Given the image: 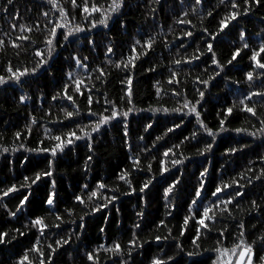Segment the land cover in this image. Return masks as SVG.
Here are the masks:
<instances>
[{
  "label": "snow or ice",
  "instance_id": "obj_1",
  "mask_svg": "<svg viewBox=\"0 0 264 264\" xmlns=\"http://www.w3.org/2000/svg\"><path fill=\"white\" fill-rule=\"evenodd\" d=\"M66 2L70 8H65L61 0H46L50 9L41 12V16L46 21L43 26L39 20L34 21L31 25L19 23L22 17L19 10L15 9L16 0H6V3L0 6V12L5 14V19L9 15L11 16V20L8 21V30L0 29V56H6L10 48L17 60L28 57L29 48L37 44V40L33 39L34 33L39 34L41 37L39 42L44 45L43 48L34 47L31 53V66L23 63L17 66L11 59L6 60L3 74H0V87L22 88L28 82V78L38 80L40 74L55 78L51 71L50 61L53 60L60 46V41L57 39L58 29L61 30L59 35L63 41L67 42L70 37L78 36V34L97 27L109 29L110 22L118 23L122 29L127 27L126 22L122 19L123 10L129 7L127 0H79V2L78 0H66ZM145 2L149 6L145 20L155 21L156 13L162 7V0H145ZM209 3L210 0H179V7L182 11L175 16L173 23L174 25H183L184 28L181 29V35L175 37V40H180L181 44L172 56V66L158 64L144 70L146 73H156L158 67L166 69L169 73L167 78L165 80L157 79L152 85L155 89V96L159 100L162 96L170 94L176 99L178 106L171 109L166 107L137 109L133 103L136 62L142 57L148 56L150 51H154V46L158 43L162 44L170 53L172 52L175 40L170 43L164 36V26L158 25L155 34L149 31L144 33L143 38L134 39L130 45L129 54H121V57L116 61L109 58L115 51L114 37H110L109 42L105 45V61L94 67L90 66L88 56L70 53L69 57L65 59L70 61L73 68L80 71H67L65 74L67 82L50 97L52 102L58 104L59 101H67V105H59L55 117L53 107L56 105L50 104L45 111L50 123L60 127L44 125L43 138L37 141L35 147H26L21 142L18 146L10 148L0 143V156H4L6 160L7 154H15L21 150L36 157L23 156L20 161L21 167L28 166L25 170L30 171L31 175H23L22 180L0 188V202H3L0 203V208L5 211V220L9 223L16 221L20 224V227L0 229V245H11L13 242H19L20 238H26L29 235L34 238L30 245L18 254L14 264H54L55 256L60 249L66 246L70 247L74 241L81 240L86 228V217L100 213L102 210L108 209L109 206L115 207L119 212L120 209L116 207V202L121 199V196L131 195H136L137 199L143 202V206L135 212L137 219L130 228V239L126 243L119 239L112 240L110 243H100L87 250L84 256L89 264H135V256L144 255L145 245L153 242L163 244L170 239L177 241L174 247L183 252V245L179 243V237H183L189 230L190 222L195 229L191 243L196 249H200L203 241L207 240L215 231L213 247L205 249V251L215 253L214 259L209 258L211 264H264V230L249 232L245 222L246 217L253 213H264V166L259 169L248 166L234 177L226 180L220 179L219 183H216L215 180L209 181L210 170L205 167L199 171L193 197L190 198V203H187L186 214L179 225V237L172 235L173 230L169 227V222L166 219L159 220L155 227L157 230L165 229L167 235L157 234L149 237L142 235V222L146 218L144 209L148 206L147 194L156 187L153 183L156 181V174L143 180L137 186L133 183L135 180L133 173L153 172L156 156H152L146 165H142L141 156H148L152 149L156 148L157 144L163 141L169 133L181 128L182 123L178 122L172 127H166L163 135L156 136L152 141L151 148L147 143L143 146H134L129 139L128 123L129 117L134 113L148 111L153 115L156 113L175 114L180 121H183L186 116L195 118L198 128L194 129L191 135L185 137V140L180 144H173L162 152V157L157 165L161 176L170 173L172 168H178L186 160L191 159L183 152H179V149L187 142L202 145V147H197V154L207 157L213 154L217 138L225 132L233 131L237 135L244 134L253 138H264V29L256 34L257 40L254 46L250 42L249 33L242 24L243 17H248L254 9L264 8V0H218V3L212 8L207 7ZM8 6H12L15 11L10 13ZM221 6L225 9L222 15L217 11ZM192 17H196L199 21V28L197 24L193 23ZM261 20L264 22V17ZM213 23L215 24L214 29L211 27ZM226 30L228 34L234 35L235 39L228 41L233 51L226 60L222 61L214 44L218 37L226 33ZM173 31V28H169V32ZM195 32L201 33L203 47L196 44L194 51L189 53L187 51L189 45L183 41L185 38H193ZM85 39L94 50L97 46L96 41L88 37ZM138 48L140 49L139 53L137 52ZM204 57H207V60H204L205 66L202 68L201 74L196 75L192 81L198 86L194 88L192 98H189L186 81L191 76V71H183L182 66L201 61ZM245 58L249 61V70L244 72L245 83L251 89V86L259 81L262 90H249L239 95L237 99H233L230 106L227 104L221 106L215 113L217 124L210 126L205 117L207 111L204 108L207 102L206 93L214 86L212 82L217 77H221L222 74L226 75V70H230L229 66L235 67ZM106 67L110 70L106 71ZM209 67L212 68L211 73H209ZM111 70L124 74L119 81L123 85L121 89L123 95L120 97V101L125 105L123 108L116 100L110 99L105 92L100 91L101 88L108 85L109 77L112 75ZM158 74L162 75V73ZM234 83L239 84L240 82L235 81ZM37 91L39 95L36 96V102L40 108H43L47 99L42 89L38 88ZM96 93H99L98 97H96ZM254 97L257 98V101L250 105ZM81 99L85 101L84 111L81 110L79 103ZM31 100H33V96L28 92H23L18 96L17 104L26 105ZM94 104L101 105L102 111L93 110ZM242 113L247 114L243 117L244 124L250 125L252 130L244 126L229 128L228 125L232 120ZM85 117L92 119L85 123ZM252 118L258 121L259 127L252 123ZM40 123L41 120L30 113L25 130L23 132L16 131L13 142L30 137L33 131L32 126ZM118 125H122L123 146L131 154L128 157L130 160L128 167L120 169L115 174V181L111 186L104 180L96 181L92 185L87 182L83 183L72 194L71 203L61 210L60 195L55 179L57 159L71 153L77 147L78 141H84L89 153L83 167V171L87 173L96 155L94 146L96 134H99L105 127ZM152 128L153 123H146L143 126V131L147 133ZM3 139V135L0 134V141ZM138 140L145 141V137L140 135ZM135 147H139V152L135 151ZM247 147V144H241L239 147H227L224 156L235 155ZM170 156L173 157L171 167L168 166ZM178 156L183 158H178ZM38 157H43V159H38ZM208 163L211 164V161ZM259 163L264 165V155L260 156ZM8 164L11 165L12 161H8ZM256 182H260L262 186V191L259 194L260 199L250 198L246 191L248 188H252L254 191ZM165 183L167 187L163 188L162 198L165 202L166 215L172 216L177 207L175 198L180 190L178 186L181 185L182 180L171 176L165 179ZM209 183L212 184V187L206 188V184ZM205 192L208 193L207 196L204 195ZM37 194H42L39 203L46 206L45 214L37 215L35 211H29L28 222L23 223L21 215L29 205L34 203ZM10 196L17 200L14 209L8 206L10 200L4 202L5 198ZM246 197H248L247 205L243 203ZM205 201L207 202L205 203ZM77 220H79V224H77ZM230 222L231 229L229 228ZM66 224H76L77 226L69 230L64 227ZM107 224L108 220L105 218V226L99 228L101 234L106 235ZM218 224L221 225L219 228H217ZM253 227L255 228V226ZM250 235L253 237L252 239H249ZM50 238L51 242L42 246V241H47ZM159 252L162 255L150 256L147 264H175L174 255L168 254L163 248L159 249ZM197 254L192 251L187 253L188 256Z\"/></svg>",
  "mask_w": 264,
  "mask_h": 264
},
{
  "label": "trees",
  "instance_id": "obj_2",
  "mask_svg": "<svg viewBox=\"0 0 264 264\" xmlns=\"http://www.w3.org/2000/svg\"><path fill=\"white\" fill-rule=\"evenodd\" d=\"M79 2V0H78ZM129 7H126L123 12L124 16L122 19L126 22V29H122L120 25L112 24L110 22L109 29H104L103 27H97L96 29H91V31H86L84 33L78 34V36H72L69 41H63L62 37L59 35L61 30L58 29L57 39L60 41V46L58 47L57 53L54 55L53 60L50 61L51 71L55 78L52 76H46L40 74L38 80L36 78H28V82L21 87H0V134L3 135L4 139L0 141L4 146L16 147L21 142L26 147H35L37 141L43 138V126L59 128V125L53 126L49 118L45 115V111L48 109L49 105H56L53 107L54 117L55 113L58 111L59 105H67V101L52 102L50 97L59 91L63 84L67 82L66 72L74 71L79 72V69H75L71 66L69 60L65 59L69 57L70 53H78L80 56H88L89 64L94 67L97 64H102L105 61V45L109 42L110 37H114L113 47L114 54L109 58L113 61L118 60L121 54H129L130 45L134 39H141L145 32L152 31L155 34V29L158 25L164 26V36L167 37L168 41L171 43L175 40L176 36L181 35V29L184 28L183 25H174L173 20L177 14H179L182 9L179 7V0H162V7L157 11L155 21L149 19L145 20V15L148 13V4L145 0H127ZM6 0H0V6H3ZM61 3L65 8H70V5L66 0H61ZM218 3V0H210L207 5L208 8L214 7ZM155 6V5H153ZM9 7V12L12 13L15 9H18L22 19L19 23H27L31 25L34 21L39 20L41 26L46 22L41 16L42 11H48L50 5H47L46 0H16L15 9L12 6ZM31 9V11H29ZM217 11L222 15L225 11L224 7L221 6ZM77 19L79 20V13H76ZM264 17V8L254 9L253 12L248 17L242 18V24L246 28L249 36L251 37L250 42L255 46L257 37L256 34L264 29V22L261 18ZM55 19V17H53ZM219 19V16H217ZM11 20L9 15L5 19V14L0 12V29L8 30V21ZM193 23L197 24L199 28V21L196 17H192ZM215 28L213 23L211 26ZM169 28H173V32H169ZM85 37L94 39L96 41V48L93 50L92 47L87 43ZM199 37V38H198ZM33 39L37 40V44L29 48V55L26 58H21L17 60L14 57L13 51L9 48L6 56H0V74H3V69L6 66L5 62L11 59L13 63L17 66L20 64H28L31 66L32 55L34 47L43 48L44 45L39 42L41 37L39 34L34 33ZM160 38L158 37V40ZM235 36L228 34L227 30L225 34L218 37L217 42L214 44L218 54L222 61L226 60L233 48L229 45L228 41L234 40ZM202 36L201 33L195 32L193 38H185L183 43L189 45L187 51L191 53L194 51L195 45L201 43ZM181 44L180 40H175L172 45V52L170 53L165 49L162 44H157L154 46V51H150L148 56L142 57L138 60L136 72V78L134 79L133 89H134V99L133 103L137 109H147L149 107L160 108H173L177 105L176 99L171 97V95L162 96L161 99H157L155 96V89L153 84L155 80H165L169 73L164 67H158L156 73H146L145 69L158 64H163L171 67V59L175 54L177 47ZM140 52V49H137ZM183 55V51L181 52ZM243 55V54H242ZM204 60L207 57L202 58L201 61H197L191 65L182 66L183 71H191V76L187 78V91L189 98H192L194 88L198 85L192 83L196 75L201 74L204 65ZM249 61L247 58L236 64L235 67L229 66L230 70H226V75L222 74L221 77H217L213 81V87L206 93L207 102L204 108L207 109L205 117L210 126H215L217 124L215 113L219 111L221 106L229 105L233 99H237L239 95L248 92L249 90H262L260 82L256 81L254 85L249 88V85L245 83L244 72L248 69ZM210 65V61H209ZM106 71L110 69L106 67ZM112 75L109 77V83L104 88H101V92H105L110 99L116 100L121 108L125 105L120 101V97L123 95L121 89L123 85L119 83L120 79L123 77V73L115 70H111ZM212 72V68L209 67V73ZM158 73H162L159 75ZM239 81V84L234 83ZM87 83V81H86ZM99 87V85H98ZM203 87V86H199ZM43 90V93L47 99L44 103L43 108H40L36 102V96L39 95L37 89ZM23 92H28L29 95L33 96V100L27 102L26 105H18V96ZM71 92V90H70ZM96 97L99 93L95 94ZM95 98V97H94ZM257 98H253L255 103ZM81 110L84 111L85 101L81 99L79 101ZM71 110V109H70ZM93 110L100 112L102 111L101 105L94 104ZM33 114L37 119L41 120L39 125L32 126L33 131L30 137H24L22 141L13 142V136L16 131L23 132L25 130V125L29 122V114ZM247 114H239V116L232 120L228 125L229 128L236 127H249L250 125L244 124L243 117ZM53 117V118H54ZM92 119L91 117H85L84 122ZM153 123V128L147 133L143 131V126L146 123ZM158 122V123H157ZM182 123V127L175 129L173 133H169L163 141L157 144V147L152 149V152L148 156H141L142 165H146L152 156H156V161L153 163L152 173H137L134 172L133 176L135 180L133 183L139 185L143 180H147L153 174H156V181L153 183L156 185L155 188L147 194L148 206L145 208L146 218L142 222V235L145 237L154 236L157 234L167 235L165 229L157 230L155 224L161 220L166 219L169 222V227L172 228V235L174 237H179V225L182 223L183 216L186 214L187 203H190V198L193 197L194 189L198 183L199 171H202L205 167L209 168L210 176L209 181L215 180L219 183L220 179H229L236 176L239 172L243 171L246 167L252 166L257 169L264 166L259 163L260 156L264 155V138H253L244 134L237 135L233 131H228L221 134L217 138L216 147L213 150V154L207 157L199 156L197 154V147H202L192 142L185 143L179 152H183L185 156L191 157L190 160H186L183 165H179L178 168H172L170 173H166L164 176L159 175L157 165L162 157V152L166 150L167 147H171L173 144H180L181 141L185 140V137L191 135V132L198 128L193 116L184 117L183 121H180L175 114L165 115L163 113H153L144 111L138 114L134 113L129 117V139L134 146H143L147 143L151 148L152 141L158 135H163L166 131V127H172L175 123ZM68 123L67 121L65 122ZM252 123L259 127L258 121L252 118ZM250 130H252L250 128ZM143 135L145 141H139L138 137ZM95 149L96 155L93 158V162L90 164L87 173L83 171L84 161L86 156L89 154L85 146L84 141H78L77 147L62 158H58L55 165V179L57 180V191L60 195L61 210L67 204L71 203V197L74 192H76L80 186L87 182L92 185L94 182L99 180L106 181L110 186L115 181V174L122 168L128 167L130 164L129 154L127 149L123 146L122 137V125L116 127H105L101 130L99 134H96ZM241 144H247L248 147L242 152H237L235 155L225 157L224 151L227 147L236 146L239 147ZM135 151L139 152V147H135ZM23 156L33 157L32 154L23 152H16L15 154H7V160L4 156H0V188H5L10 186L11 183H16L22 180L23 175H31L30 171H26V167H21V159ZM168 158V166L171 167V159ZM178 158H183L178 156ZM38 159H43V157H38ZM8 161H12L9 165ZM211 161V164L208 163ZM255 162V163H250ZM223 168V171H222ZM181 173L183 174L181 176ZM176 176L181 178L182 183L179 185V192L176 194L175 203L177 205L176 209L173 211L172 216L166 215L165 202L162 198L163 188L167 187L165 179ZM158 182V183H157ZM126 187V186H125ZM212 184H206V188H211ZM249 193L250 198L260 199V193L262 191V186L260 182H256L255 190L252 188L246 189ZM205 196L208 195L207 192L204 193ZM42 198V194H37L35 201L32 205H29L21 215L23 223L28 222V212L35 211L37 215L45 214V207L39 203ZM9 203V208L15 207L17 200L15 197L5 198L4 202ZM207 201H205L206 203ZM3 203V202H0ZM245 205L248 203V197L243 201ZM143 206V202L137 199L136 195L131 196H121V199L116 202V207L120 210L116 211L115 207L109 206L108 209L102 210L100 213H96L93 216L86 217L85 223L86 228L80 241H74V243L68 247L60 249L54 259V264H89L86 260L84 253L91 248L96 247L100 243H110L112 240L119 239L122 242H127L130 239L132 227L134 221L137 217L135 212ZM107 218L108 224L106 226V235L99 232L100 227H104V220ZM246 228L249 232H258L264 230V213H253L246 217ZM207 223V221H206ZM79 224V220H77ZM76 224H66L65 228L69 230L75 228ZM221 225H217L219 228ZM255 226V228L253 227ZM14 227H20V224L16 221H11L10 223L5 220V211L0 208V229L7 230ZM229 228H232L231 222L229 223ZM194 226L190 222L189 230L186 231L183 237H179V243L183 245V252L175 248L174 245L177 241L169 240L163 244L153 242L151 244L145 245V253L142 256H135V264H147L148 258L152 255L161 254L159 249L163 248L168 254L175 256V264H211L210 257L215 258V253L211 251H205V249H211L214 245L215 231L211 236L202 243L200 249H196L191 243V237L194 233ZM253 237L250 235L249 239ZM33 236L29 235L26 238H20L19 242H13L11 245H0V264H14V261L18 258V254L23 251L24 248L30 245L33 240ZM51 242V238L47 241H42V246L45 243ZM171 245V247H170ZM189 251L198 253L197 255L188 256ZM259 251V249H257ZM71 257V258H70Z\"/></svg>",
  "mask_w": 264,
  "mask_h": 264
}]
</instances>
